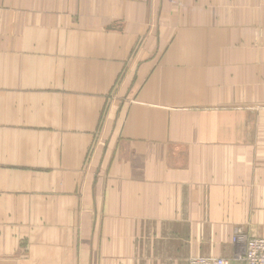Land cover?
<instances>
[{"label":"crops","instance_id":"crops-1","mask_svg":"<svg viewBox=\"0 0 264 264\" xmlns=\"http://www.w3.org/2000/svg\"><path fill=\"white\" fill-rule=\"evenodd\" d=\"M264 237V0H0V264H242Z\"/></svg>","mask_w":264,"mask_h":264},{"label":"built area","instance_id":"built-area-1","mask_svg":"<svg viewBox=\"0 0 264 264\" xmlns=\"http://www.w3.org/2000/svg\"><path fill=\"white\" fill-rule=\"evenodd\" d=\"M237 233L233 235L232 241L242 246L243 264H264V237H247L241 232ZM187 264H234V262L223 257H191Z\"/></svg>","mask_w":264,"mask_h":264},{"label":"bare ground","instance_id":"bare-ground-1","mask_svg":"<svg viewBox=\"0 0 264 264\" xmlns=\"http://www.w3.org/2000/svg\"><path fill=\"white\" fill-rule=\"evenodd\" d=\"M237 234H240V233H237ZM243 235H246V234L243 233ZM246 236L249 237L248 235H246ZM223 258H224V257H223Z\"/></svg>","mask_w":264,"mask_h":264},{"label":"rangeland","instance_id":"rangeland-1","mask_svg":"<svg viewBox=\"0 0 264 264\" xmlns=\"http://www.w3.org/2000/svg\"><path fill=\"white\" fill-rule=\"evenodd\" d=\"M242 264H243V258H242Z\"/></svg>","mask_w":264,"mask_h":264}]
</instances>
